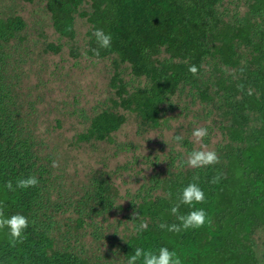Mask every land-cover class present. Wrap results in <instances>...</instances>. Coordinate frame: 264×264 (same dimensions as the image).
Returning a JSON list of instances; mask_svg holds the SVG:
<instances>
[{
  "label": "trees",
  "instance_id": "1",
  "mask_svg": "<svg viewBox=\"0 0 264 264\" xmlns=\"http://www.w3.org/2000/svg\"><path fill=\"white\" fill-rule=\"evenodd\" d=\"M0 1V201L6 214L21 212L30 221L26 238L15 247L0 234V264H116L132 246L161 245L175 249L183 264H264V237L259 236L264 232V0ZM20 3L41 6L60 42H73L76 21L83 20L85 51L71 48L73 56L108 62L114 95L107 98L106 108L85 117L87 126L75 141L78 147L112 144L129 119L139 132L160 130L166 114L178 111L174 98L185 96L190 106H202L203 117L195 125L208 129L203 143L211 147L221 137L212 148L218 163L203 169L181 166L194 147L187 135L183 152L170 150L168 170L157 171V162L152 163L154 173L133 194H120L102 171L92 173L89 185L72 176L64 184L67 173L61 171L66 170L50 167L53 156H40L45 143L20 124L27 122L29 129L31 121L25 116L17 123L15 118L22 114L18 102L23 69L10 61L31 48L27 23L17 11ZM93 28L113 37L99 57L91 50ZM62 48L61 43H47L43 52L56 55ZM193 64L195 75L188 71ZM16 102L20 107L15 108ZM30 174L39 181L35 187L11 192L2 188L5 181L12 180L15 187L17 177ZM194 175L206 195L198 206L211 224L180 233L161 229L162 222L177 223L169 209L178 189ZM215 176L221 177L219 182L210 183ZM123 199H128L126 207ZM187 210L181 206L179 211ZM111 217L117 225L105 226ZM140 220L148 228L137 237L134 229ZM62 226L79 245L73 247L69 239L58 244L56 233ZM119 226L125 227L121 237Z\"/></svg>",
  "mask_w": 264,
  "mask_h": 264
},
{
  "label": "rangeland",
  "instance_id": "2",
  "mask_svg": "<svg viewBox=\"0 0 264 264\" xmlns=\"http://www.w3.org/2000/svg\"><path fill=\"white\" fill-rule=\"evenodd\" d=\"M4 2L10 3L11 0ZM240 10L244 12L245 8L241 7ZM17 11L27 23V36L31 48L26 55L22 53L20 57L16 54L10 61L13 66H17V70L20 71V67L23 69V81L19 90L21 100L18 104L22 105L21 112L25 115L15 116L16 122L25 116L31 121L28 127L32 131L26 128L27 122L20 124L24 126L26 133L30 132L45 143L46 147H43L40 156H53L56 166L53 167L51 163L50 167L55 171L66 170L61 171L67 173L64 184L69 185L72 176L75 181L89 185L88 179L92 177V173L102 171L110 175L111 182L119 189L120 194L124 195L127 191L133 194L144 183L145 177L154 173L155 167L152 163L157 162V171L166 172L170 150L173 149L174 153L180 149L181 152L184 151V148L178 147L173 141V135L181 134L183 137L190 135L191 139L192 129L198 127L195 124L200 123L203 117L202 106L199 104L190 106V100L185 96L175 97L174 102L179 104L178 111L166 114L164 118L166 123L162 129L139 132L135 120L129 119L113 135L112 144L92 142L83 148L78 147L75 141L78 133H82L87 126L85 117L92 115L96 109L106 108L107 98L114 95L109 87L108 62L73 56L71 48L80 54L85 51L83 47L87 26L83 20L77 19L76 38L73 42L67 43L64 39L61 42L58 40V35L49 26L41 6L20 3ZM47 43H61L63 48L56 55L44 53L43 49ZM20 58L25 61L23 64L18 63ZM125 77L129 80L128 76ZM137 85L138 81H135L134 86ZM18 104L16 102L15 108L20 107ZM186 106L189 110L184 108ZM178 112L182 115H176ZM184 113L188 116L185 117ZM218 141H221L219 135L212 140V146L208 147L212 149L213 144ZM194 147L199 145L194 144ZM65 164L66 168L63 169ZM177 165L175 163V166ZM127 202L128 199L121 200L124 207L127 206ZM126 212L129 213L126 210L117 215V218H121ZM57 217L59 218L60 214ZM86 221L88 224L91 223L90 220ZM108 224L115 227L117 220L111 217L104 225ZM131 226L130 224L128 227ZM124 229V226H119L117 232L120 237ZM68 230V227L62 226L56 233L59 245L64 243V239L70 241V234H66ZM259 236L260 239L264 237V232ZM69 244L73 247L79 245L72 241ZM81 245L88 249L86 244ZM94 251L95 248L91 249L89 255H93Z\"/></svg>",
  "mask_w": 264,
  "mask_h": 264
},
{
  "label": "clouds",
  "instance_id": "3",
  "mask_svg": "<svg viewBox=\"0 0 264 264\" xmlns=\"http://www.w3.org/2000/svg\"><path fill=\"white\" fill-rule=\"evenodd\" d=\"M90 39L94 42L92 53L99 57L101 49H109L112 42V34L106 32L102 28H93ZM87 55V54H85ZM188 71L195 75L198 71L196 65H189ZM208 135L206 127H194L191 131V139L193 144L199 147H193L186 152V159L180 161L181 166H187L191 169H203L218 163L219 157L215 150L203 143V138ZM173 141L178 147H183V135L174 134ZM52 166H56V162H52ZM221 179L220 176H215L210 180V183L216 184ZM198 180V175H194L192 181L183 185L175 194L174 202L170 207V214L175 216L177 223H160L159 227L171 233H180L186 230H196L201 227L211 224V220L203 207L198 205L206 200L204 190L195 182ZM39 183L36 175H22L15 179V187L13 181H5L2 188L8 191H15V189H28L35 187ZM169 195H172L171 193ZM181 206L186 207V213H181L179 210ZM6 205L0 201V234H2L8 241L10 247H15L18 243H22L26 238V229L30 225L27 216L21 212L6 214ZM133 215L139 216L134 213ZM148 228V224L144 220H140L134 229L137 237L140 236ZM132 251L127 255H121L120 259L116 260V264H183V258L177 254L175 249H170L165 245L159 247H143L132 246Z\"/></svg>",
  "mask_w": 264,
  "mask_h": 264
}]
</instances>
